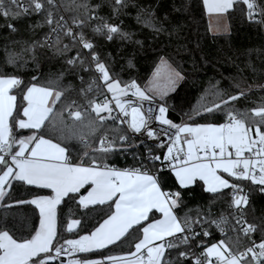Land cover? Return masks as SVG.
<instances>
[{"label": "snow or ice", "instance_id": "1", "mask_svg": "<svg viewBox=\"0 0 264 264\" xmlns=\"http://www.w3.org/2000/svg\"><path fill=\"white\" fill-rule=\"evenodd\" d=\"M238 5L249 23L264 26V0H202L204 11L221 16ZM162 7L0 0V209L38 210L26 233L0 221V264H264V212L251 203L252 192L264 194V97L237 106L264 84L246 83L238 67L227 88L212 85L210 106L183 114L191 122L169 119L166 98L185 79L175 60L184 45ZM126 19L175 37L176 52L158 51L143 86L100 50V40L143 45ZM48 65L55 67L45 73ZM205 115L212 119H195ZM129 153L132 164L114 162ZM197 184L209 201L193 216L185 193ZM18 187L31 198L15 196ZM77 212L101 218L81 235ZM125 243L128 251L112 253Z\"/></svg>", "mask_w": 264, "mask_h": 264}, {"label": "trees", "instance_id": "2", "mask_svg": "<svg viewBox=\"0 0 264 264\" xmlns=\"http://www.w3.org/2000/svg\"><path fill=\"white\" fill-rule=\"evenodd\" d=\"M144 2L155 3L156 0H144ZM159 2L163 5L160 15L167 13L168 16L165 26L176 27L178 25L181 29L180 43L184 45V50L175 56V60L180 66L178 70H182L185 79L166 98L169 119L180 123L183 116L185 121L191 122L188 121V116L183 114H192L195 108L202 110L203 106H210L214 99L211 94L212 85L219 81L221 88H227L230 83L227 78L236 75L238 67L243 69L242 75L246 78V83L264 84V78H262V73H264V26L249 23L239 5L235 10L227 13L229 31L213 34L210 31L208 14L202 7V0H159ZM124 27L134 31L136 33L134 38L144 41L143 45L121 42L118 39L113 42L100 40V50L104 53H112L118 61V66H124L125 79L131 76L143 86L155 70L156 63H158V51L166 48L169 53L176 52L175 37L170 42L166 33L153 36L148 29L141 30L140 26L130 19L125 20ZM23 35L27 38L26 34ZM129 59L133 64L131 68L127 64ZM41 62L43 63V58ZM49 67L54 69L55 66H46L45 73ZM253 68L256 69L255 73H253ZM23 74L26 78H30L34 74V69L30 66V69L24 71ZM261 97H264V92L254 87L248 101H241L237 106L251 107L258 103ZM195 119L204 123L206 119H212V117L205 115L204 118L195 117ZM215 119L222 121V115L217 114ZM114 162L121 167L132 164L131 153L128 154V159H124L123 156L115 157ZM14 195L20 199L31 198L23 188L19 187ZM208 201L209 194L203 192L199 184L185 193V203L187 208L193 210V216L197 208L206 209ZM251 203L257 215L264 212V194L258 191L252 192ZM222 206V204H216L213 208L216 210ZM71 207L75 212V205ZM67 210V207H64V211L67 212ZM33 212L34 206L31 205L14 207L8 210L7 214L0 209V221L7 219L9 227L12 224L16 225L14 230L18 234L26 233L33 223L38 224V210L36 216ZM74 218L84 220L78 229L83 235L91 230L101 217L96 213L82 217L77 212ZM0 226L3 225L0 224ZM63 235L66 238H75L74 234L64 232ZM129 243L112 248V253L120 254L128 251ZM92 258L98 257L93 256Z\"/></svg>", "mask_w": 264, "mask_h": 264}, {"label": "crops", "instance_id": "3", "mask_svg": "<svg viewBox=\"0 0 264 264\" xmlns=\"http://www.w3.org/2000/svg\"><path fill=\"white\" fill-rule=\"evenodd\" d=\"M207 13V12H206ZM208 14L210 31L213 34L226 33L229 31L227 13L224 15Z\"/></svg>", "mask_w": 264, "mask_h": 264}, {"label": "built area", "instance_id": "4", "mask_svg": "<svg viewBox=\"0 0 264 264\" xmlns=\"http://www.w3.org/2000/svg\"><path fill=\"white\" fill-rule=\"evenodd\" d=\"M146 107H147V105H146ZM152 143H153L152 141H148L145 146H143V147L140 148V151H145L146 147L152 146Z\"/></svg>", "mask_w": 264, "mask_h": 264}, {"label": "rangeland", "instance_id": "5", "mask_svg": "<svg viewBox=\"0 0 264 264\" xmlns=\"http://www.w3.org/2000/svg\"><path fill=\"white\" fill-rule=\"evenodd\" d=\"M180 83H181V81L177 84V86H178ZM177 86H176V88H177ZM176 88H175V89H176ZM172 92H173V91H172ZM172 92H170V93H172ZM170 93H169V94H170Z\"/></svg>", "mask_w": 264, "mask_h": 264}]
</instances>
